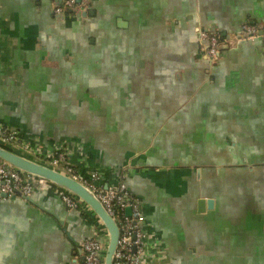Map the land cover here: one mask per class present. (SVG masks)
<instances>
[{"label": "crops", "instance_id": "1", "mask_svg": "<svg viewBox=\"0 0 264 264\" xmlns=\"http://www.w3.org/2000/svg\"><path fill=\"white\" fill-rule=\"evenodd\" d=\"M60 2L0 0V124L105 184L127 172L145 264H264V39L239 38L264 0ZM205 29L238 38L215 65ZM61 193L0 197V264H82L81 241L108 238Z\"/></svg>", "mask_w": 264, "mask_h": 264}, {"label": "built area", "instance_id": "2", "mask_svg": "<svg viewBox=\"0 0 264 264\" xmlns=\"http://www.w3.org/2000/svg\"><path fill=\"white\" fill-rule=\"evenodd\" d=\"M90 0H61L55 12L61 16H76V12L86 11ZM262 30V31H261ZM239 38L245 40L264 39V27L255 23L243 25ZM203 53L212 65L218 64L224 57L221 46L225 40L213 30H201L199 34ZM209 42L206 47L203 43ZM0 144L13 150L23 151L48 165L71 174L88 186L102 202L108 213L116 220L120 228V239L114 257V264H145L148 251V231L142 199L135 194L127 184L128 173L121 174L119 182L115 185L105 184L102 174L91 171L82 175L68 158L69 150L57 146L46 150L35 140L26 137L21 130L0 124ZM127 168V167H126ZM52 182L21 171L0 158V197L3 194L19 195L28 198L44 190ZM61 199L69 211L89 208L79 197L62 190ZM131 213H127V209ZM98 234L81 241L82 264H105V249Z\"/></svg>", "mask_w": 264, "mask_h": 264}, {"label": "water", "instance_id": "3", "mask_svg": "<svg viewBox=\"0 0 264 264\" xmlns=\"http://www.w3.org/2000/svg\"><path fill=\"white\" fill-rule=\"evenodd\" d=\"M240 32H242V30ZM236 40H238L237 36L233 38L234 42ZM233 41L228 42L227 44H223L221 48L223 50H226L229 46H231L230 44L234 43ZM203 44L206 47L209 46L208 41H205ZM0 158L4 159L17 169L37 177H42L57 185L62 190L67 191L82 199L96 214V216L99 218V220L107 230L108 238H100V241L104 244L103 248L105 249V264H114V257L120 239V228L116 220L108 213L102 202L88 186H86L78 178H74L71 174L62 172L23 151L13 150L12 148L4 146L2 144H0ZM3 196L7 197L6 194H3ZM24 199L32 200L30 197ZM212 203V201H209L208 205L211 207ZM204 205L205 200H200V210H203V208L205 207ZM127 213H131L130 208L127 209Z\"/></svg>", "mask_w": 264, "mask_h": 264}, {"label": "rangeland", "instance_id": "4", "mask_svg": "<svg viewBox=\"0 0 264 264\" xmlns=\"http://www.w3.org/2000/svg\"><path fill=\"white\" fill-rule=\"evenodd\" d=\"M46 150H48V149H46Z\"/></svg>", "mask_w": 264, "mask_h": 264}]
</instances>
